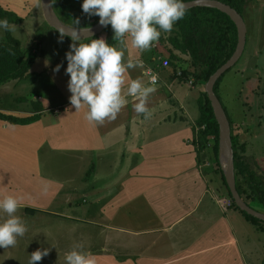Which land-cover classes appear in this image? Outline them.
I'll return each mask as SVG.
<instances>
[{
    "label": "crops",
    "instance_id": "crops-1",
    "mask_svg": "<svg viewBox=\"0 0 264 264\" xmlns=\"http://www.w3.org/2000/svg\"><path fill=\"white\" fill-rule=\"evenodd\" d=\"M0 6L21 17L18 24L43 12L41 0H0ZM243 16L247 44L236 76L247 89L258 83L252 93L260 95L264 0H247ZM119 46L125 62L143 60L145 68L159 76L148 99V119L134 111L138 101L127 97L117 119L89 123L87 107L76 112L71 106L68 83L69 92L61 88L59 99L53 94V99L38 96L33 103L42 106L41 112L21 95L12 97L17 106L0 100V199L22 197L17 215L27 226L14 248L0 249L9 253L15 248L32 253L49 249L52 257L37 264H66V254L77 244L94 255L96 264H261L264 246L261 253L255 248L261 239L259 245L257 241L246 245L243 234L252 226L264 230V225L248 219L230 197L218 196L219 178L203 169L194 144L197 88L172 77L162 63L158 70L153 68L148 62L154 48L136 49L130 37L126 46ZM32 48L37 53L34 66L44 49ZM33 66L29 76L37 75ZM60 72L52 69L50 77ZM128 77V83L149 79L139 68L128 70ZM15 81L0 84L1 92L26 85ZM37 113L40 119L31 124H13L1 117ZM233 135L247 145L248 153L253 143L235 131ZM5 218L0 216V222Z\"/></svg>",
    "mask_w": 264,
    "mask_h": 264
},
{
    "label": "clouds",
    "instance_id": "clouds-1",
    "mask_svg": "<svg viewBox=\"0 0 264 264\" xmlns=\"http://www.w3.org/2000/svg\"><path fill=\"white\" fill-rule=\"evenodd\" d=\"M82 11L89 17L98 16L101 26H111L113 40L126 46V39L136 49L150 51L160 40L162 33H171L177 22L184 19L188 5L184 0H83ZM0 31L14 32L15 26L7 19H0ZM58 43L70 38L72 43L66 53L68 66L65 74L70 76L68 89L71 92L70 104L76 112L87 107L85 119L89 123L103 124L105 120H115L128 104L127 97L138 101L133 108L137 114L150 118L147 104L149 96L156 91L158 76L145 68L143 60H124V51L110 44L104 38H91L90 28L81 27L80 20L56 30ZM84 41V42H82ZM63 63L56 66L59 73ZM142 70L147 82L137 78L128 83V70ZM127 88L125 90V85ZM22 197L8 195L0 199V248H14L18 240L25 236L27 226L18 210ZM49 254V249L37 250L30 255L28 264H37ZM66 264H96L93 254L84 251L83 244H77L65 256Z\"/></svg>",
    "mask_w": 264,
    "mask_h": 264
},
{
    "label": "trees",
    "instance_id": "trees-1",
    "mask_svg": "<svg viewBox=\"0 0 264 264\" xmlns=\"http://www.w3.org/2000/svg\"><path fill=\"white\" fill-rule=\"evenodd\" d=\"M188 1L193 0H184V2ZM220 1L232 6L242 15L244 14L247 0ZM82 3L83 0H52L57 16L67 25H72L74 20L79 19L81 27L90 28L95 26L99 23L100 18L98 16L89 17L84 14ZM0 19H7L10 24H18L22 21L21 17L15 12L6 10L1 6ZM174 28L175 33L168 40L172 45V49L188 56L191 64L198 72V77L206 81H209L211 76L233 56L239 42V32L236 23L227 13L213 7L189 9L184 19L177 22ZM105 32L111 34L112 37L114 36L110 25L105 29ZM6 33L8 35L7 41L0 42V84L10 80L28 78L31 66H33L37 57V53L33 48L26 53L22 48L21 41L14 38L11 32ZM93 38L99 39L100 34ZM163 40L164 38L161 36L160 41L162 42ZM117 42L112 39L109 43L115 45ZM230 70L215 85L214 90L219 98L222 80ZM198 101L200 116L196 122L197 129H195L194 144L198 151L201 146L208 149L211 157L216 161L219 171L222 172L221 177L227 188L228 195L234 202L233 205L246 215L248 219L259 223L264 222L249 215L237 206L223 173L221 161H219L221 153L220 125L206 90H204ZM34 107L37 112L43 110L38 103H34ZM224 108L232 127L237 188L243 199L252 208L264 213V172H261L262 167L254 157L246 155L247 145L245 143L241 144L238 136L233 135V120H231L225 105ZM1 117L13 124H31L40 119V114L37 113L23 118L7 115H2ZM261 264H264V258H262Z\"/></svg>",
    "mask_w": 264,
    "mask_h": 264
},
{
    "label": "rangeland",
    "instance_id": "rangeland-1",
    "mask_svg": "<svg viewBox=\"0 0 264 264\" xmlns=\"http://www.w3.org/2000/svg\"><path fill=\"white\" fill-rule=\"evenodd\" d=\"M37 12H34L33 16H29L22 24H13L15 26V31L11 32L14 38L21 41L22 48L25 52H28L32 47L35 46H41L44 49L43 55L40 56L42 58L32 68L33 71L37 72V75H32L24 80H19L20 83H26L25 86L20 85L16 87L15 90H12L13 86H11L9 88L11 91L1 92L0 90V100L5 106H9L10 104L17 106L18 101L15 102V99L12 97L16 98L19 95L24 96L26 101L34 104L33 102L37 101L39 95L43 98L49 97L53 99V96L51 95L53 94L59 99L61 96L59 91L63 92L64 90L65 92H69V89H66V83L69 82L70 76L65 74L68 63L67 60L63 59H66V53L69 51L70 45L72 43L69 42L71 39L66 37L64 43H58L59 33L47 22L44 17V12ZM174 33L175 28L171 33H162L161 36L164 38V40L161 42V44L159 41L154 47H152L154 48V53L151 54L150 61L148 63L153 68L158 70L160 63L168 58L171 64L167 67V71L171 74V76L180 78L185 82H192V84L197 88L200 97L204 90H206L208 81L198 77V72L191 64V60L188 56L179 52L175 53L172 50V45L168 42V40L172 35H174ZM100 38H104L108 42L113 39L112 35L105 31L100 34ZM7 39V33L0 31V42L7 41ZM119 45L121 44L117 42L114 46L120 48ZM161 46H164L168 52L160 50ZM260 58L261 70H259V72L260 74L263 73L262 75H264V54H261ZM61 63H63V67L61 68L63 72H60L57 77L51 78V70H54L56 66ZM239 65L240 64L236 65L224 76L219 89V95L222 103L225 105L229 115L231 116V120H233V131H235V134L242 135V140H245L246 138L248 144L251 142L253 143L250 151L248 149V153L250 152L249 155L247 152L246 155L254 157V159L257 160L262 167L261 172H264V118L263 123H261L260 119L264 116V85L263 87L259 86L260 88H258L260 95H253L252 91L254 87L258 86V83H256L255 86H249V89H247L246 83L242 84L241 79H238L236 76V70ZM54 79L57 81H54ZM17 81L18 80H16L14 83H17ZM34 81L36 82L33 83ZM184 86L189 87V85L186 84ZM255 89H257V87ZM0 105L3 104L0 103ZM21 106L24 108L26 104H22ZM251 129H254V138L253 134L250 132ZM199 153L201 155V162L205 172L210 174L213 179L215 178L217 180V177L219 178V183H215V190L218 196L229 197L227 188L224 185L221 177L222 172L219 171L216 161H214V159L211 157L208 149L201 146V149L199 147ZM222 170L224 173L223 167ZM230 200L233 204L234 202L231 197ZM260 223V225H264V222ZM243 235L245 236L246 245L253 244V242L256 241V244L259 245V241L261 239V246H256L255 248L257 252H262V246H264L263 228L259 227V231H255L253 226L249 227L247 232ZM3 251L4 250L0 249V264H28L29 259L26 260L25 256L30 257L32 254L31 250L26 252L24 249L17 250L16 248L14 253ZM48 256L52 257V255L49 254ZM46 259L47 257L43 258V260ZM261 260L262 258H260V261Z\"/></svg>",
    "mask_w": 264,
    "mask_h": 264
},
{
    "label": "water",
    "instance_id": "water-1",
    "mask_svg": "<svg viewBox=\"0 0 264 264\" xmlns=\"http://www.w3.org/2000/svg\"><path fill=\"white\" fill-rule=\"evenodd\" d=\"M43 12L48 23L54 27L56 30L62 26L67 25L64 23L56 14L52 0H41ZM188 5V10L196 7H213L217 8L225 13H227L233 21L236 23L239 32V42L237 49L233 56L227 60V62L218 69L209 79L206 85V91L208 93L209 99L211 100L215 116L220 125V140H221V153L220 160L221 165L224 169L225 177L228 186L231 190L232 196L237 204V206L243 211L247 212L249 215L264 221V213L252 208L241 196L237 188V178H236V166H235V150L232 139V127L228 114L224 108L223 103L220 98L215 93V85L217 81L232 67H234L238 60L244 54L246 44H247V33L248 28L244 16L239 13L232 6L220 1V0H193L185 2ZM105 27L101 26L100 23L93 27H90L89 33H82L83 36H88L85 39L93 38L103 31ZM223 153L226 154V165L223 160Z\"/></svg>",
    "mask_w": 264,
    "mask_h": 264
},
{
    "label": "built area",
    "instance_id": "built-area-1",
    "mask_svg": "<svg viewBox=\"0 0 264 264\" xmlns=\"http://www.w3.org/2000/svg\"><path fill=\"white\" fill-rule=\"evenodd\" d=\"M170 60L167 58V59H165L164 61H162V66L163 67H165V68H167L171 63L169 62ZM149 69V68H148ZM152 70V73L153 74H155V75H157L158 76V74L155 72V70H153V69H151ZM158 81H159V76H158Z\"/></svg>",
    "mask_w": 264,
    "mask_h": 264
},
{
    "label": "bare ground",
    "instance_id": "bare-ground-1",
    "mask_svg": "<svg viewBox=\"0 0 264 264\" xmlns=\"http://www.w3.org/2000/svg\"><path fill=\"white\" fill-rule=\"evenodd\" d=\"M226 154L225 153H223V160L222 161H224V164L226 165Z\"/></svg>",
    "mask_w": 264,
    "mask_h": 264
}]
</instances>
